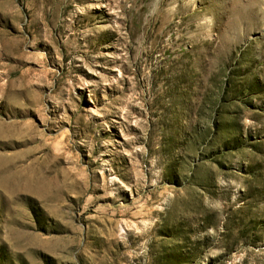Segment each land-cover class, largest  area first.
Listing matches in <instances>:
<instances>
[{"label": "rangeland", "instance_id": "rangeland-1", "mask_svg": "<svg viewBox=\"0 0 264 264\" xmlns=\"http://www.w3.org/2000/svg\"><path fill=\"white\" fill-rule=\"evenodd\" d=\"M0 264H264V0H0Z\"/></svg>", "mask_w": 264, "mask_h": 264}]
</instances>
